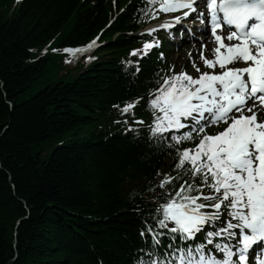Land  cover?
Returning a JSON list of instances; mask_svg holds the SVG:
<instances>
[{"label":"trees","instance_id":"trees-1","mask_svg":"<svg viewBox=\"0 0 264 264\" xmlns=\"http://www.w3.org/2000/svg\"><path fill=\"white\" fill-rule=\"evenodd\" d=\"M147 7L0 0V264H137L149 246L143 222L176 161L153 142L148 123L129 125L122 112L143 97L134 116L149 118V89L168 70L157 49L131 55L146 42L134 33L148 21ZM99 33L107 40L101 56L71 81L59 72L60 53H42Z\"/></svg>","mask_w":264,"mask_h":264},{"label":"snow or ice","instance_id":"snow-or-ice-1","mask_svg":"<svg viewBox=\"0 0 264 264\" xmlns=\"http://www.w3.org/2000/svg\"><path fill=\"white\" fill-rule=\"evenodd\" d=\"M147 4L145 15L154 20L181 13L147 35L192 18L213 47L211 58L200 53L203 70L190 61L196 75L173 65L149 89L150 137L173 150L176 162L173 173L161 176L160 191L151 189L159 204L144 219L140 235L149 246L140 249L137 264H264V0ZM95 44L64 52L82 54ZM159 46L146 41L131 55L147 56Z\"/></svg>","mask_w":264,"mask_h":264},{"label":"rangeland","instance_id":"rangeland-1","mask_svg":"<svg viewBox=\"0 0 264 264\" xmlns=\"http://www.w3.org/2000/svg\"><path fill=\"white\" fill-rule=\"evenodd\" d=\"M195 43L198 44L199 48L200 47L202 48L203 45L199 40L198 42H195ZM201 52L196 54L195 52H193L192 46L186 47V49L184 50L181 48V51L176 50V48L173 46V51L170 52L168 59H172L173 61H175V64L177 65V68H178V73L182 70H187L190 74L196 75L195 70L192 67V64L190 61L192 59H195L196 63L199 64L203 70V63L200 59ZM100 56L101 55L99 53L92 54L91 56L87 54V56L84 57V59L82 60L81 64L74 65L75 62H77L78 60L82 58L79 54L75 55L70 58L69 63L59 72L64 78V80L71 81L78 75V73L83 68H86L90 66L91 64L95 63L99 59ZM89 57H91V59H89ZM47 82H48L47 79L45 80L43 79L38 84H35L30 90V92L25 94V97L29 98L31 95L39 92V90H41L47 84ZM88 134H89L88 131L87 132L83 131L82 133L78 132L71 139L74 140L78 137H82L83 135H88Z\"/></svg>","mask_w":264,"mask_h":264},{"label":"bare ground","instance_id":"bare-ground-1","mask_svg":"<svg viewBox=\"0 0 264 264\" xmlns=\"http://www.w3.org/2000/svg\"><path fill=\"white\" fill-rule=\"evenodd\" d=\"M209 43H210V45L208 44V51H209V54H210V56H211V51H210V49H211L213 46H212V42H209ZM184 45H185V44H184ZM185 46H187V45H185ZM193 49H194L195 52H197L198 47L195 45V46L193 47Z\"/></svg>","mask_w":264,"mask_h":264}]
</instances>
